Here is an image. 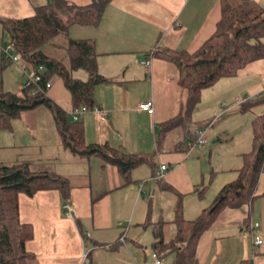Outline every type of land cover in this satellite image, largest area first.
Instances as JSON below:
<instances>
[{
	"label": "crops",
	"instance_id": "obj_1",
	"mask_svg": "<svg viewBox=\"0 0 264 264\" xmlns=\"http://www.w3.org/2000/svg\"><path fill=\"white\" fill-rule=\"evenodd\" d=\"M61 1L80 8L93 4V0ZM232 1L242 0H110L98 26L73 24L67 35H61L62 54L48 51L53 52L57 42L47 46L48 55L64 59L69 39L94 43L98 71L107 83L96 88L97 106L82 118L86 143L133 155L155 152L156 156L153 165L134 169L127 181L117 166L103 158H81L67 150L53 113L44 106L24 113L12 130L0 131L2 165L28 163L34 172L67 178L72 188L67 202L57 190L19 196L21 222L34 229L27 250L35 255L37 264H83L85 255L88 264H149V253H154L157 241L155 226L164 224L166 242L177 234L174 221L179 201L184 206L183 217L194 220L225 185L238 178L242 156L253 149V129L239 133L235 145L228 143L229 137H234L230 130L240 119L245 126L252 123L253 128L254 120L264 114V103H257L264 96V59L202 92L190 131L197 135L207 130V144L190 155L193 151H179L182 147L178 144L189 139L180 127L169 132L161 152L157 149L161 126L185 112L189 93L179 84V68L153 56L164 50L199 51L217 31L223 9ZM248 1L264 9V0ZM52 2L0 0V17H32ZM0 39L3 46L6 38L1 25ZM2 46L0 82L4 87L10 76L12 89H4L22 96L24 65L21 59L19 63L5 60ZM84 73L78 71L74 76L87 81L89 75ZM48 97L72 117L73 98L62 79L54 81ZM146 102L153 103V115L139 110ZM95 108L108 113L106 124ZM247 115L252 120L249 123ZM163 165L168 167L165 178L155 180V172ZM162 196H168L167 206ZM256 196L249 206L223 211L201 235L196 249L198 264H264V175ZM255 224L258 229H253ZM257 237L263 240L260 246H255ZM174 257L169 254L166 264H172Z\"/></svg>",
	"mask_w": 264,
	"mask_h": 264
},
{
	"label": "trees",
	"instance_id": "obj_2",
	"mask_svg": "<svg viewBox=\"0 0 264 264\" xmlns=\"http://www.w3.org/2000/svg\"><path fill=\"white\" fill-rule=\"evenodd\" d=\"M110 0H93L89 7H76L61 0H53L38 9L32 17L23 19L0 17L5 38L13 45L24 67L36 71L40 77L39 89L25 88L18 96L6 91L0 82V131L12 130L14 122L26 112L47 107L55 118L63 146L81 158L101 157L117 166L125 180L131 172L145 164L153 165L156 153L127 154L109 146L87 144L84 127L74 122L63 109L48 97L47 84L62 79L73 98L74 109L97 106L95 90L107 83L97 66V54L91 40L69 39L66 57L57 59L45 52L48 45L61 35H67L73 24L98 26ZM154 57L174 63L180 70L181 87L188 91L185 112L163 124L157 135V149L165 148L170 131L180 127L196 143L197 135L190 131L192 114L201 102L202 92L223 78L235 77L249 64L264 59V9L248 0L232 1L223 9L217 31L194 54L171 50L155 51ZM85 71L89 78L83 81L74 76ZM32 90V91H31ZM34 90V91H33ZM264 103V96L257 100ZM247 111V109H245ZM186 136V137H187ZM187 139L179 143V151L190 152ZM243 167L238 178L225 185L213 203L202 210L194 220L182 215V202L176 207L174 224L176 236L169 242L163 239V223L155 226L157 241L153 251L162 256L173 254L172 264H198L196 249L201 235L209 230L226 209L249 206L257 198L259 181L264 175V114L253 122V149L243 156ZM71 185L67 178L47 172H34L28 163L6 166L0 163V264H37L27 243L34 237L31 225L20 219L19 196H34L40 191L57 190L65 202L70 200ZM206 187L198 193L204 196Z\"/></svg>",
	"mask_w": 264,
	"mask_h": 264
},
{
	"label": "built area",
	"instance_id": "obj_3",
	"mask_svg": "<svg viewBox=\"0 0 264 264\" xmlns=\"http://www.w3.org/2000/svg\"><path fill=\"white\" fill-rule=\"evenodd\" d=\"M2 50H3V53H4L5 60H7L9 62H13V63H19L20 62V57L15 52L14 47H13V45L10 42H8V44L5 45V46L3 45L2 46ZM145 64H150V62H145ZM24 69H25V72H26V75H27V82H26L25 88H30V89H36L37 88V89H39L40 91L43 92V89H41L39 87L40 77H39L38 73L36 71L30 70V69H28L26 67H24ZM51 87H52V84H47V86H46L48 91H49V89H51ZM139 110L141 112H146V113H148L150 115H153L154 112H155V108H154V105H153L152 102L142 103L139 106ZM90 111H92V110H90V109H88L86 107H80L79 109H75L72 112L73 121L74 122H81L83 116L86 113L90 112ZM93 111L100 117L101 122L103 124L107 123V120H108V116L107 115H108V113L105 110H103L101 108H95V109H93ZM206 136H207V130L198 131L196 143L190 142L188 144V146H190V151H193V149H195V148H199V147L205 146L207 144ZM167 172H168V167L165 166V165L161 166L155 172L154 179L155 180L164 179L166 174H167ZM68 209H70V207H68ZM258 228H259V224H255L253 226V229H258ZM262 244H263V240L260 237H257L255 239V246H260ZM152 258L154 259V264H166L165 259L162 256H160L157 253H155V252L152 254ZM83 260H84L83 264H88L86 255L84 256Z\"/></svg>",
	"mask_w": 264,
	"mask_h": 264
},
{
	"label": "rangeland",
	"instance_id": "obj_4",
	"mask_svg": "<svg viewBox=\"0 0 264 264\" xmlns=\"http://www.w3.org/2000/svg\"><path fill=\"white\" fill-rule=\"evenodd\" d=\"M7 40L8 39H6V42H4L5 44H4V46L5 45H7L8 43H7ZM0 42H1V44H0V49H1V46H2V41H1V39H0ZM55 42H57L56 44H57V46L55 47V49H53V52H51V50H48L49 51V53L51 54V53H54L55 55H60V54H62V52H63V50L61 49V47H63V45H64V41H63V36H60L59 38H56V40H55ZM47 48V47H46ZM45 50H47V49H45ZM0 72H1V70H0ZM81 72H83L84 73V71H81ZM84 74H86V73H84ZM0 79H2V77L0 78ZM4 79V78H3ZM11 81V78H10V76H8L7 75V79H5L4 80V82H5V89L6 90H9V89H12V83L10 82ZM27 82V76H26V74H25V83ZM43 110H46V109H43ZM47 111V110H46ZM48 112V111H47ZM258 113H260L259 112V109H258V111H257ZM263 113V112H262ZM245 120L249 123V121H252L251 119H249V117H248V115L245 117ZM220 121V120H219ZM244 120L243 119H240V122H238L239 124L238 125H236V126H234V127H232L231 128V132H234V137L232 138V136H230L228 139H229V141H228V143L229 142H232V143H230V144H236V143H238L239 142V133L241 134V135H244L245 134V132H247V131H252L251 129H253L252 128V123H250V124H248L247 126H245V123L243 122ZM216 122V121H215ZM214 122V123H215ZM249 126H250V129H249ZM208 129V128H207ZM237 135V136H236ZM233 141H234V143H233ZM210 144H212V143H210ZM210 144H208V145H210ZM231 146V145H230ZM225 148H226V146H225ZM193 150H195L196 151V148L195 149H193ZM195 151H193L192 153H190V155H192ZM223 153H221V155H222ZM161 201L167 206V203H168V196H162L161 197ZM185 204H187V205H189V203H187L186 201H185ZM183 205H182V214L184 215V213H183ZM189 217H192V216H189ZM192 219H194V218H192ZM151 232H152V229H149V233H148V236L150 235V237H151ZM247 235H249L248 233H247ZM250 236V235H249ZM149 255L151 256L150 258H149V264H153L154 263V260H153V258H152V253H149ZM168 264H169V262H167Z\"/></svg>",
	"mask_w": 264,
	"mask_h": 264
}]
</instances>
